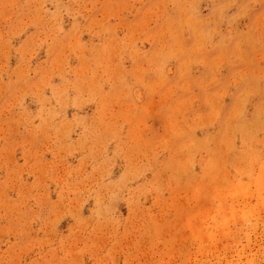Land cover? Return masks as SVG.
Returning a JSON list of instances; mask_svg holds the SVG:
<instances>
[{
    "label": "rangeland",
    "instance_id": "obj_1",
    "mask_svg": "<svg viewBox=\"0 0 264 264\" xmlns=\"http://www.w3.org/2000/svg\"><path fill=\"white\" fill-rule=\"evenodd\" d=\"M0 264H264V0H0Z\"/></svg>",
    "mask_w": 264,
    "mask_h": 264
}]
</instances>
